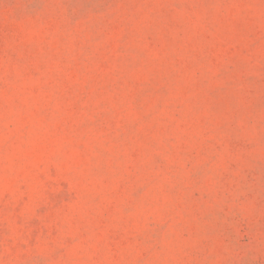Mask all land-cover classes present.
<instances>
[{"label":"rangeland","instance_id":"1","mask_svg":"<svg viewBox=\"0 0 264 264\" xmlns=\"http://www.w3.org/2000/svg\"><path fill=\"white\" fill-rule=\"evenodd\" d=\"M0 264H264V0H0Z\"/></svg>","mask_w":264,"mask_h":264}]
</instances>
